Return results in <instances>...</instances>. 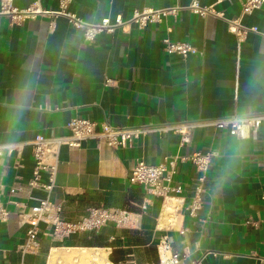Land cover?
I'll use <instances>...</instances> for the list:
<instances>
[{"label": "crops", "instance_id": "0c3cea01", "mask_svg": "<svg viewBox=\"0 0 264 264\" xmlns=\"http://www.w3.org/2000/svg\"><path fill=\"white\" fill-rule=\"evenodd\" d=\"M41 1L58 6V0ZM175 2L190 0H72L68 9L88 21H114L128 20L134 8ZM201 2L229 17L242 9V0ZM242 22L258 31L239 40L224 18L182 8L142 28L131 22L101 31L89 42L65 16L16 22L0 14V143L68 134V122L78 115L126 126L264 111V5ZM167 36L197 51L169 52ZM180 140L171 131L142 135L126 147L94 139L63 146L52 192L62 215L75 219L92 206L126 207L134 222H108L64 239L41 236L38 250L25 255L19 245L27 225L19 222L15 202L27 198L10 187L31 176L32 147H24L19 164L14 155L0 157V202L11 210L0 221V264H143L158 261L165 235L181 255L175 264H264V223L258 221L264 216V127L241 138L210 125L196 128L190 142ZM194 151L212 152L197 215L185 208L201 175L191 161L178 164L174 181L183 189L166 202L128 179L137 159L159 163Z\"/></svg>", "mask_w": 264, "mask_h": 264}, {"label": "built area", "instance_id": "2783aa9c", "mask_svg": "<svg viewBox=\"0 0 264 264\" xmlns=\"http://www.w3.org/2000/svg\"><path fill=\"white\" fill-rule=\"evenodd\" d=\"M72 0H58L56 8L46 7L41 0H32L27 5L21 6L16 0H0V14L8 15L13 21L20 22L27 18L49 16L54 19L57 16H65L75 27L84 30L87 41H93L101 31H113L116 27L134 22L140 28L149 22H160L168 14H177L180 9L188 8L201 16L215 15L224 18L230 31L234 32L239 40H242L250 30L258 31L256 26L243 24L242 17L264 5V0H242V9L239 15L229 17L223 10L216 9L212 4H202L201 0H190L187 5L175 2L163 7L134 8L132 16L128 20L117 17L112 21L109 17H103L99 21H88L78 12L68 9ZM164 48L169 52L186 55L197 51L189 41L173 40L169 36L164 38ZM99 124V127H98ZM215 126L229 129L237 137H249L252 133L264 127V111H248L246 113H234L232 115L181 120L173 122L147 123L142 125L115 126L103 119L98 122L84 116H74L67 126L69 133L65 135L37 134L29 142L0 143V157L15 156L16 163H20L24 147L29 144L32 147L34 158L31 176L25 183L14 182L10 187V193L23 194L26 202H15L18 206L15 212L19 222L27 225L26 236L19 245L23 255L36 252L40 246V237L47 236L52 239H64L73 234L98 230L108 222L117 226H125L134 222L132 212L126 207L92 206L78 218L69 219L62 215L63 206L52 200V192L56 185L60 150L63 146L68 148L78 147L84 140L94 139L104 142L112 147H126L142 135L156 132L160 135L168 132H176L180 135L182 145L192 139L194 130L198 127ZM212 158V152L194 151L191 154L166 155L159 163H151L144 159H137L131 168L128 179L130 183L143 187L146 195H158L164 202L176 197L182 192L183 186L174 181L178 171V164L183 161H191L201 172L199 182L195 185L194 195L186 205V210L191 215H197V210L202 205L203 180ZM169 206H166L167 208ZM11 210L0 202V221L8 220ZM258 221L264 223V216ZM255 220H247L248 223H256ZM158 261L143 264H175L181 255L171 251L167 236L160 239L158 245ZM196 264V263H195Z\"/></svg>", "mask_w": 264, "mask_h": 264}]
</instances>
